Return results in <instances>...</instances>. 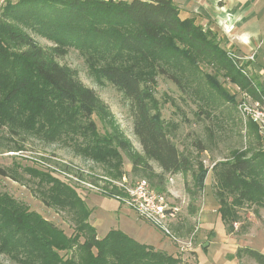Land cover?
Masks as SVG:
<instances>
[{"label":"trees","instance_id":"obj_1","mask_svg":"<svg viewBox=\"0 0 264 264\" xmlns=\"http://www.w3.org/2000/svg\"><path fill=\"white\" fill-rule=\"evenodd\" d=\"M12 17H25V23L56 46L49 51L30 35L16 31L9 20ZM1 31L15 50L0 48V131L6 134L0 136V152L24 149L14 137L20 138L19 142L26 136L44 143L59 142L77 155L103 164L105 174L111 176L120 172L123 154L131 164L132 175L161 188L167 174L185 172L192 162L169 137L168 123L161 116L153 91L156 71L177 84L184 75L203 80L208 74L200 66L208 62L214 65L215 74L222 72L255 97L264 95V83L251 81L236 68L212 30L196 24L193 18H181L173 0L7 2L0 9ZM67 45L83 50L96 81L110 83L129 101L132 132L141 154H135L114 130L98 135L92 116L104 115L108 106L57 61ZM209 78L214 79L210 74ZM6 136L12 142H1ZM262 153L212 166L217 184L214 193L224 217L232 216L231 204L241 201L264 207ZM198 163L194 186L201 190L208 169ZM57 165L83 179L70 167ZM35 172L32 177L37 178L41 200L72 215L73 233L67 235L38 213L0 194V254L17 264H181L119 230L99 238L86 220V205L75 191L47 172ZM0 175L14 181L24 179L14 167H0ZM62 250L70 255L60 254ZM251 253L264 264V255Z\"/></svg>","mask_w":264,"mask_h":264},{"label":"rangeland","instance_id":"obj_2","mask_svg":"<svg viewBox=\"0 0 264 264\" xmlns=\"http://www.w3.org/2000/svg\"><path fill=\"white\" fill-rule=\"evenodd\" d=\"M18 1L7 2L15 4ZM9 20L16 31L30 35L45 49L51 51L56 46L25 23V17H12ZM219 43L226 53V46ZM0 44V48L15 50L2 31ZM65 50L64 55L56 58L57 61L65 65L83 85L92 88L108 106L104 115L94 113L92 116L98 135H108L109 130H114L127 141L135 154H141L140 144L132 132L129 101L110 83L96 81L93 76L95 71L91 63L89 66L84 60L83 50L75 45H67ZM94 59L92 62L95 64ZM200 70L208 74L203 76V80H194L190 75H184L179 77L182 78L179 84L158 71L153 74L154 95L161 116L168 123L169 137L192 162L185 172L167 174L160 184L161 188L153 185L176 208L175 215L168 222V233L139 217L117 198L125 194L122 184L129 185L140 178L131 174V164L123 154L118 166L120 172L111 176L105 174L103 164L85 159L59 142L44 143L28 136L19 142L21 139L14 137L12 139L21 143L24 149L0 152V167H14L23 173L24 179L14 181L0 175V194L21 203L29 211L38 213L70 235L74 229L72 215L46 205L37 190V178L32 177L35 171L47 172L70 186L84 202L88 209L86 220L95 228L99 238L111 230H119L139 242L129 227L124 225V221L140 219V222L151 226L161 239L169 242L167 249L152 247L153 250L165 252L177 258L181 264H260L251 252L264 255V207L259 203L241 201L231 204L232 216L224 217L214 193L217 184L212 168L204 179L203 189L197 190L194 186V173L199 170L198 162L205 168L218 161L264 152L254 122L238 111L240 94L245 91L242 85L234 83L228 76H222V72L215 74L214 65L208 62L200 66ZM209 74L214 77L213 80ZM250 75L251 81L258 82ZM4 134L5 130L0 131V136ZM12 139L6 136L1 138V142H12ZM57 163L82 174L83 179L58 169L60 167ZM151 165L156 171L160 170L155 162L151 161ZM225 200L230 203L229 199ZM59 253L70 255L65 250ZM0 264L17 263L0 254Z\"/></svg>","mask_w":264,"mask_h":264},{"label":"crops","instance_id":"obj_3","mask_svg":"<svg viewBox=\"0 0 264 264\" xmlns=\"http://www.w3.org/2000/svg\"><path fill=\"white\" fill-rule=\"evenodd\" d=\"M181 18H193L196 24L212 30L227 49L238 54H253L245 64L249 74L264 83V0H173ZM221 36V37H220ZM250 75V76H251ZM125 219L139 242L155 249H167L166 239L140 219ZM139 222V223H138Z\"/></svg>","mask_w":264,"mask_h":264},{"label":"built area","instance_id":"obj_4","mask_svg":"<svg viewBox=\"0 0 264 264\" xmlns=\"http://www.w3.org/2000/svg\"><path fill=\"white\" fill-rule=\"evenodd\" d=\"M7 1L0 0V6ZM226 54L244 75L249 76L245 64L253 61V54L242 55L231 49H228ZM237 107L243 117L251 119L256 125L264 148V95L259 93L255 97L245 90L240 94ZM212 166L213 164L205 168L210 170ZM122 186L125 187V194L117 198L132 208L139 217L168 233V222L175 215L176 208L170 205L167 196L152 187L145 178H138L129 185L122 184Z\"/></svg>","mask_w":264,"mask_h":264}]
</instances>
